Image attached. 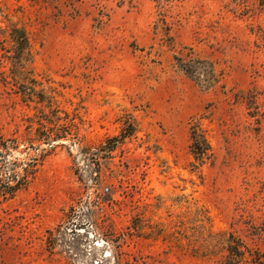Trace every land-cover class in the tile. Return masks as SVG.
Returning <instances> with one entry per match:
<instances>
[{
	"label": "rangeland",
	"instance_id": "374dc122",
	"mask_svg": "<svg viewBox=\"0 0 264 264\" xmlns=\"http://www.w3.org/2000/svg\"><path fill=\"white\" fill-rule=\"evenodd\" d=\"M245 1L0 0V264H237L231 236L264 262V10Z\"/></svg>",
	"mask_w": 264,
	"mask_h": 264
},
{
	"label": "trees",
	"instance_id": "16d2710c",
	"mask_svg": "<svg viewBox=\"0 0 264 264\" xmlns=\"http://www.w3.org/2000/svg\"><path fill=\"white\" fill-rule=\"evenodd\" d=\"M235 1H241L242 5L243 3L246 4L245 0H235ZM256 1V0H255ZM257 6L259 11L264 10V0H257ZM11 39L12 42L14 43V52L16 56L18 55V60L22 61L21 59V53L27 49L28 46V41L27 38L25 37L24 33L20 29H13L11 32ZM176 61V66L184 72L187 76L195 79L197 82H199L203 87L208 88L211 87L214 83H217L214 69L211 63L207 61H202V60H195V59H188L187 61L175 57ZM129 134V128L125 127L123 135ZM49 138V137H47ZM118 138L111 139L110 141L114 144L113 146L118 143ZM191 141L192 144L190 146L191 153L195 157L197 161H203L204 159L209 158V153H210V146L200 130L198 126H193L191 129ZM9 149L7 147V142L3 141L2 138H0V161H3L4 159V153L7 152ZM3 164H0V173L3 168H5ZM37 161H34L32 165H29L28 167L30 169L24 170V174L22 178L19 180L17 178V175L14 173V171H10V180L11 182H14V186H7V190L3 193L2 196L4 197H10L13 198L18 191L21 189L25 188L28 184V178L33 177L34 175V168L36 167ZM19 180V181H18ZM242 243L240 240H236L231 236V240L228 241V251L229 255L232 260L236 261L237 264H240L243 261L244 257V252L241 251V248L243 246L241 245ZM258 264H264V262L261 261H256Z\"/></svg>",
	"mask_w": 264,
	"mask_h": 264
}]
</instances>
